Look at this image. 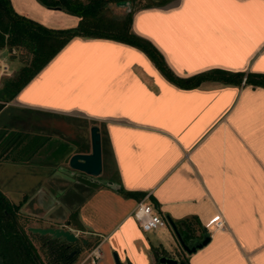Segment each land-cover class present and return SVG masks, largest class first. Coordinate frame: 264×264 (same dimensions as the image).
Masks as SVG:
<instances>
[{
	"label": "crops",
	"instance_id": "obj_1",
	"mask_svg": "<svg viewBox=\"0 0 264 264\" xmlns=\"http://www.w3.org/2000/svg\"><path fill=\"white\" fill-rule=\"evenodd\" d=\"M131 30L179 77L264 74V0L134 8ZM21 66L15 51L0 49V88ZM92 125L102 179L79 188L68 160L91 151ZM0 170V191L12 202L29 195L20 212L33 226L83 234L95 242V264H114L112 252L123 264H152L153 249L188 264H264L262 86L181 88L135 46L75 36L0 109ZM142 199L191 227L187 239L205 231L210 242L188 255L169 226L142 231L133 217Z\"/></svg>",
	"mask_w": 264,
	"mask_h": 264
},
{
	"label": "trees",
	"instance_id": "obj_2",
	"mask_svg": "<svg viewBox=\"0 0 264 264\" xmlns=\"http://www.w3.org/2000/svg\"><path fill=\"white\" fill-rule=\"evenodd\" d=\"M48 8L62 9L78 18L74 27L50 28L17 12L10 0H0V49L7 48L22 59V66L11 77L2 80L0 109L30 81L63 47L75 36L111 39L135 46L142 50L155 64L162 75L178 87L190 89L204 81H221L229 84H244L264 87V74L209 70L190 77H179L166 64L162 54L147 39L131 30L133 11L117 17L109 14L110 0H37ZM121 2L122 0H114ZM134 1V0H128ZM171 0H154L144 7L161 6ZM20 203L12 202L0 191V255L4 264H58L65 259L62 243L48 236L28 232L22 223ZM186 229L192 231L191 227ZM186 234L187 238V233ZM40 240V248L33 242ZM49 242L48 246L41 243ZM152 251H157L153 249ZM41 252H46L47 261ZM164 253V250L161 251ZM186 264L187 261L182 260Z\"/></svg>",
	"mask_w": 264,
	"mask_h": 264
},
{
	"label": "water",
	"instance_id": "obj_3",
	"mask_svg": "<svg viewBox=\"0 0 264 264\" xmlns=\"http://www.w3.org/2000/svg\"><path fill=\"white\" fill-rule=\"evenodd\" d=\"M130 10V9H129ZM91 151L88 153L76 152L68 160V166L74 172H80L88 176H99L102 173V146L101 134L97 125L90 127ZM168 226L174 234L180 248L188 255L196 253L210 242V234L203 231L199 237L187 239L186 234L191 236V231L186 229L184 223H176L169 216H165ZM32 234L39 236H48L51 240L58 243H74L78 236L70 229L63 226L37 227L30 226L27 228ZM114 264H123L116 252H112ZM152 264H186L172 257L166 252L153 251ZM0 264H4L0 257Z\"/></svg>",
	"mask_w": 264,
	"mask_h": 264
},
{
	"label": "rangeland",
	"instance_id": "obj_4",
	"mask_svg": "<svg viewBox=\"0 0 264 264\" xmlns=\"http://www.w3.org/2000/svg\"><path fill=\"white\" fill-rule=\"evenodd\" d=\"M153 1L154 0H134V1L122 0L121 2H118V1L110 0L109 3L107 4V7H108L109 14L113 16L121 17V16L126 15L129 9L132 10L134 8L144 7L152 3ZM13 3H14L15 8L24 9V11H27L28 13H30V15L34 17L35 19H38L39 21H42L49 26L53 25V27L56 29L74 27L77 24L78 18L75 15H72L62 9L48 8L42 5L37 0H13ZM24 56H26L27 58L29 55L24 54ZM24 56L19 55L18 53V57L20 58L21 63H23L22 59L25 58ZM4 173L5 172L3 170H0V177H3L2 174ZM77 174H80V173H77ZM87 178L91 180L92 182L87 183L86 182V180H88ZM100 179H102V173L101 175L95 176V177L84 174L82 178H80L78 175H76L74 178V180H76L77 182L75 185L78 186L79 188H92L93 187L92 183L93 184L95 182L99 183L98 181H101ZM24 198L25 200L28 199L29 195H26ZM22 199H23V196H22ZM23 211L30 212L28 211V209H24ZM22 223L25 225V228L27 229L28 227L33 226L34 224L38 223V221L31 219L30 217L27 218L24 214H22ZM78 236L79 238L88 240V238H86L83 234H78ZM33 242L35 243L37 248H40V240H38L36 237H33ZM94 246H95L94 241L92 242L89 241L86 245L84 246L82 245L81 253H79V255L75 258L73 264H95V258L93 256L89 257L92 254ZM45 253L46 252L44 253L41 252V254L45 255L44 259L47 261L49 258H47ZM179 259H178L179 261H182L181 258ZM47 264L49 263L47 262Z\"/></svg>",
	"mask_w": 264,
	"mask_h": 264
},
{
	"label": "built area",
	"instance_id": "obj_5",
	"mask_svg": "<svg viewBox=\"0 0 264 264\" xmlns=\"http://www.w3.org/2000/svg\"><path fill=\"white\" fill-rule=\"evenodd\" d=\"M133 217L144 232L155 231L168 226L166 219L155 211L153 206L145 199L137 202L133 210ZM217 226L222 228L223 222L218 221Z\"/></svg>",
	"mask_w": 264,
	"mask_h": 264
},
{
	"label": "flooded vegetation",
	"instance_id": "obj_6",
	"mask_svg": "<svg viewBox=\"0 0 264 264\" xmlns=\"http://www.w3.org/2000/svg\"><path fill=\"white\" fill-rule=\"evenodd\" d=\"M84 174L80 173V178L83 177ZM88 179V178H87ZM87 183H90L92 182L91 180H86ZM74 216V211H72L70 213V216L69 218H73ZM70 219H68L69 221ZM77 235V234H76ZM78 236V235H77ZM80 244V245H79ZM87 242L85 239L83 238H79L78 236V240L74 243H62V246H63V252L65 253V259L64 260H59V263L58 264H73L75 258L79 255V253H81V246L83 245H86ZM41 245L44 247V246H48L49 245V242L46 241V243H41ZM79 245V246H78ZM1 257V255H0ZM2 259V257H1ZM3 261V259H2ZM4 263V262H3Z\"/></svg>",
	"mask_w": 264,
	"mask_h": 264
}]
</instances>
